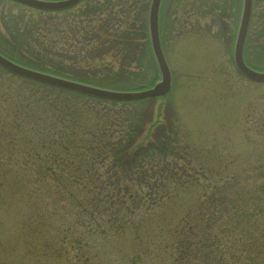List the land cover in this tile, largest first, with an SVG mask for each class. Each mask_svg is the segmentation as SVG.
Wrapping results in <instances>:
<instances>
[{
    "label": "rangeland",
    "instance_id": "1",
    "mask_svg": "<svg viewBox=\"0 0 264 264\" xmlns=\"http://www.w3.org/2000/svg\"><path fill=\"white\" fill-rule=\"evenodd\" d=\"M241 2L161 1L160 38L172 73L165 96L111 104L0 66L4 132L10 126L16 130L14 121L5 122L14 114L12 108L25 107V117H36L37 112L39 118L35 124H21L13 145L6 141L17 155L5 147L0 152V181L7 183L0 187V264H170L174 226L193 205L203 199L206 203L218 188L240 196L264 187V82L239 73L231 55ZM115 3L118 0H81L65 9L43 11L0 0V50L69 76L122 88L148 87L159 79L148 39L150 0ZM132 3L129 12L125 4ZM113 16L121 20L112 27ZM86 17L92 19L90 24L82 21ZM98 18L103 28L95 25ZM84 25L92 26V35L99 38L85 40ZM244 58L255 69L264 68V0H253ZM61 101L79 106L88 121L97 111L102 121L104 114L123 118L124 113L137 120L133 130L141 146L120 161L137 158L142 164L137 172L125 174L129 185L115 214L110 197L117 190L101 185L106 176L116 175L106 168L108 158L80 153L78 158L69 156L64 167L52 160V147L59 145L47 132L56 117L54 106ZM16 119L17 124L22 121ZM62 125L66 131L78 128L69 116ZM38 129L45 130V142L35 154ZM4 163L21 167L23 187H15L13 169L5 170ZM38 164L46 171L37 172ZM59 178H75L88 187L76 198L77 206L65 190L60 198ZM27 179H34V185ZM100 198L105 210L95 207Z\"/></svg>",
    "mask_w": 264,
    "mask_h": 264
},
{
    "label": "trees",
    "instance_id": "2",
    "mask_svg": "<svg viewBox=\"0 0 264 264\" xmlns=\"http://www.w3.org/2000/svg\"><path fill=\"white\" fill-rule=\"evenodd\" d=\"M115 4L119 5L122 3H119L118 0V3ZM126 5L129 7L130 12L131 8L134 6L133 3L129 5L125 4V9ZM109 19H111V17ZM112 19H114L112 27L115 24L117 25L118 21L121 20L116 16H113ZM83 20L88 24L92 21V19L87 17L83 18L82 21ZM98 21L99 23L95 25L103 28L102 20L98 18ZM82 28L85 40H97L99 38L97 37L98 35H92V26L87 28L86 25H84ZM94 56L100 57L101 55L95 53ZM17 58H20V56ZM17 60L21 61L19 59ZM36 67L69 76L62 72L47 69L43 67V65H37ZM77 79L108 87H122V85L120 86L115 83L108 84L96 82L86 78ZM113 103H115V101L111 102V104ZM55 106L56 117L51 121L47 132L52 143L59 145V147H52V152L50 154L52 160H54L57 165L64 167L71 161L69 156L78 158L80 153L84 156L93 155L95 159H99L100 157L108 158L109 160L107 161L108 165L106 168L116 173V175L115 177H111L110 175L106 176L101 182V185L102 188L111 186L113 189L117 190V193L110 197L115 202L112 212L114 214L117 213V208L122 204V201H124L123 195L127 192L129 185L127 179L130 180V178L125 174L130 170H135L137 172V169H140L142 164V159L141 162L137 163V158H127L125 161H120V156L128 154L130 150L141 146L140 140L138 141V135L133 130L137 121L136 118L125 113L124 116H121L123 118H117L119 117L118 114H115V117L104 114L106 117L102 121L97 116V111L96 118L94 120L89 118L90 121H88V118L85 117L86 112L79 109V106L69 105V103L65 101H61L60 105ZM70 107V111L65 110ZM24 109L25 107L12 108L14 114L12 117H5V122L14 121L16 123L14 129L18 130L21 124L25 125L30 121L33 122L39 119L37 112H35L36 117L32 116L33 119L29 117V114L28 116L26 115V118ZM107 111L109 112L111 110L107 109ZM66 116H69L72 122L77 123L78 128L66 131L64 129L66 127L62 125L63 119ZM16 118L22 121L17 124ZM83 120L86 122L85 124ZM3 126L4 123H1L0 119V152L5 151V147L9 150L7 152L8 154L17 155L15 153V147L12 146L10 148L6 143V141H8L13 145L16 130H13V127L10 126L9 131L4 132ZM44 131V129H38L35 132L38 142L37 146H32L35 154H40V147L44 145ZM77 137L78 142H75ZM157 145V149L162 148L161 145ZM73 150L76 152L73 153ZM4 167L5 170L9 169L8 167H12V171L15 175L13 180L15 187L21 188L26 184V180L23 179L24 177L19 176L21 173L20 166L13 167V165L11 166L8 163H4ZM77 168L80 169L79 167ZM36 170L37 172H43L46 171V167L38 164ZM51 170H53V168ZM119 173L122 175L119 176ZM135 179L137 180V178ZM141 179H143L142 176L139 177V180ZM75 181L76 186L73 188L72 185ZM27 183L34 185V179H27ZM59 184L61 187L56 190H60V192H58L60 198L64 194L62 190L67 191L68 194L71 195L70 197L72 200H74L75 206H77L79 202V200L76 199L79 198L78 195H85V191L88 190V187H86L84 183L77 181L75 178H59ZM6 185L7 183L5 180L2 179V181H0V187H5ZM78 189L79 191H77ZM249 192L247 194H241L240 196H230L225 188H218L206 198V203L205 199L200 200L197 204L193 205L192 208L187 210L182 220L175 224L171 235V242L169 243L171 252L170 264H264V194H262V192H264V187H261L258 191L254 190ZM98 206L102 210H105L107 205L105 201H103V198L95 202V207L98 208ZM227 207L228 211L226 210Z\"/></svg>",
    "mask_w": 264,
    "mask_h": 264
},
{
    "label": "water",
    "instance_id": "3",
    "mask_svg": "<svg viewBox=\"0 0 264 264\" xmlns=\"http://www.w3.org/2000/svg\"><path fill=\"white\" fill-rule=\"evenodd\" d=\"M24 5L43 10L56 11L68 8L80 0H13ZM162 0H150L147 14V28L150 49L159 71L160 78L151 86L140 89H117L102 87L91 83L63 77L57 74L35 69L12 60L0 52V66L6 70L70 91L111 101H131L151 96H162L171 87L172 76L165 59L159 31V12ZM252 0H242L241 11L233 43L232 56L236 68L247 78L264 81V70L250 67L243 58V47L250 21Z\"/></svg>",
    "mask_w": 264,
    "mask_h": 264
},
{
    "label": "flooded vegetation",
    "instance_id": "4",
    "mask_svg": "<svg viewBox=\"0 0 264 264\" xmlns=\"http://www.w3.org/2000/svg\"><path fill=\"white\" fill-rule=\"evenodd\" d=\"M178 16H176V18H177Z\"/></svg>",
    "mask_w": 264,
    "mask_h": 264
}]
</instances>
